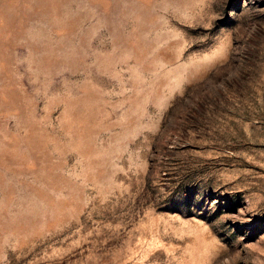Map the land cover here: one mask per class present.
Segmentation results:
<instances>
[{
	"label": "rangeland",
	"instance_id": "1",
	"mask_svg": "<svg viewBox=\"0 0 264 264\" xmlns=\"http://www.w3.org/2000/svg\"><path fill=\"white\" fill-rule=\"evenodd\" d=\"M0 264H264V0H0Z\"/></svg>",
	"mask_w": 264,
	"mask_h": 264
}]
</instances>
